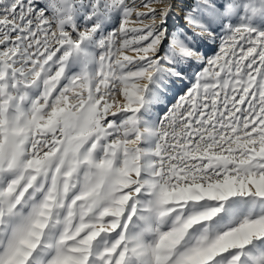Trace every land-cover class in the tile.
Listing matches in <instances>:
<instances>
[{
	"label": "snow or ice",
	"instance_id": "obj_1",
	"mask_svg": "<svg viewBox=\"0 0 264 264\" xmlns=\"http://www.w3.org/2000/svg\"><path fill=\"white\" fill-rule=\"evenodd\" d=\"M177 6L0 0V264H264V0Z\"/></svg>",
	"mask_w": 264,
	"mask_h": 264
},
{
	"label": "rangeland",
	"instance_id": "obj_2",
	"mask_svg": "<svg viewBox=\"0 0 264 264\" xmlns=\"http://www.w3.org/2000/svg\"><path fill=\"white\" fill-rule=\"evenodd\" d=\"M175 2L177 3V5L179 4V0H175ZM154 7H157L158 9L160 8V7H163V5H154ZM177 8H180L179 7V5L177 6ZM176 8V9H177ZM176 9L174 10V14H173V19H170L169 20V23L171 24V23H173L174 22V20L175 21H178L179 20V18L182 16V12H181V10H180V12L178 13V15L177 16H175L176 15ZM143 10V9H142ZM209 51V54H211V50H208ZM169 100H170V102H174V100H171V97L169 98ZM159 107V110L158 111H162L163 110V105H160V106H158Z\"/></svg>",
	"mask_w": 264,
	"mask_h": 264
},
{
	"label": "bare ground",
	"instance_id": "obj_3",
	"mask_svg": "<svg viewBox=\"0 0 264 264\" xmlns=\"http://www.w3.org/2000/svg\"><path fill=\"white\" fill-rule=\"evenodd\" d=\"M181 4V0H179V4L178 5H180ZM142 10V9H141ZM180 12V8H177L176 9V15L175 16H177L178 15V13ZM155 110H159V107H157V109H155Z\"/></svg>",
	"mask_w": 264,
	"mask_h": 264
}]
</instances>
